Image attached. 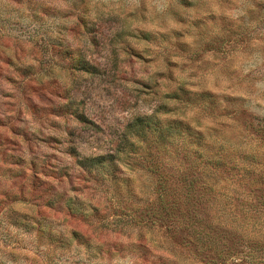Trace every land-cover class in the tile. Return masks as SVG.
Here are the masks:
<instances>
[{"label":"rangeland","instance_id":"1","mask_svg":"<svg viewBox=\"0 0 264 264\" xmlns=\"http://www.w3.org/2000/svg\"><path fill=\"white\" fill-rule=\"evenodd\" d=\"M0 264H264V0H0Z\"/></svg>","mask_w":264,"mask_h":264},{"label":"trees","instance_id":"2","mask_svg":"<svg viewBox=\"0 0 264 264\" xmlns=\"http://www.w3.org/2000/svg\"><path fill=\"white\" fill-rule=\"evenodd\" d=\"M139 135V134H138Z\"/></svg>","mask_w":264,"mask_h":264}]
</instances>
